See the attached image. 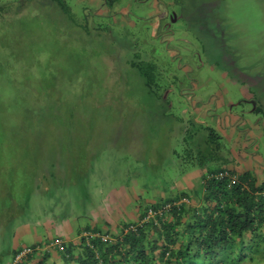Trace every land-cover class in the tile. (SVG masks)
Listing matches in <instances>:
<instances>
[{
    "label": "rangeland",
    "instance_id": "rangeland-1",
    "mask_svg": "<svg viewBox=\"0 0 264 264\" xmlns=\"http://www.w3.org/2000/svg\"><path fill=\"white\" fill-rule=\"evenodd\" d=\"M108 1L0 0V264L11 231L105 235L209 169L260 171L235 152L257 135L264 161V120L228 112L264 109V0Z\"/></svg>",
    "mask_w": 264,
    "mask_h": 264
},
{
    "label": "trees",
    "instance_id": "trees-1",
    "mask_svg": "<svg viewBox=\"0 0 264 264\" xmlns=\"http://www.w3.org/2000/svg\"><path fill=\"white\" fill-rule=\"evenodd\" d=\"M114 2L117 0L106 3L110 6ZM139 73L144 75V71ZM219 173L225 174L217 177ZM12 181L4 183L9 197H12ZM197 190L133 202L135 220L121 221L112 230L89 229L93 233L102 232L106 239H101L102 235L92 234L87 238L79 234L74 242L64 241L62 249L57 250L59 261L72 264H264V180L223 166L203 173ZM55 238L45 240L42 246L35 242L18 247L10 257L11 263L24 246L29 253L12 264L46 263L48 248H57ZM56 239L62 242L61 238Z\"/></svg>",
    "mask_w": 264,
    "mask_h": 264
},
{
    "label": "crops",
    "instance_id": "crops-1",
    "mask_svg": "<svg viewBox=\"0 0 264 264\" xmlns=\"http://www.w3.org/2000/svg\"><path fill=\"white\" fill-rule=\"evenodd\" d=\"M242 100L236 101V104L238 105L236 107V110L237 111H235L234 113H232L231 111L228 112L229 113V117L231 118V121L234 120V123L237 126H238V123L239 122H245V123L250 124V122H248L249 120H247L245 116L251 115L253 113V117L250 120H254L259 115V113H260V115H259V117H258L257 120H260L262 122L264 120V109L260 107L262 105L261 102L259 100H257L256 98H250L247 101L249 102L248 104H250L251 107L246 109V108H244V102H242ZM243 108L246 109V110H243ZM226 115H227V113H226ZM226 115H224L221 120H223ZM259 127L264 128V125L263 126H259ZM260 133L262 134V137L264 138V130L263 131H260ZM258 138L259 137L257 135H255V137L251 141L250 140L249 141H243L244 145L250 144V145H252L255 148L253 150V153H249L248 151L250 149H247V147H243V150L240 149V147H239L241 145L240 144V145H238L236 147L235 154H238L239 155V157L241 158L240 161H243V162L244 161L245 162H251L253 167L260 168V171L257 172V174L255 175V178L257 180H264V161H262L263 158H261L262 157V154L257 151V144H258V141L257 140H258ZM244 139H248L247 133L243 135V140ZM234 141L236 142L237 141V138L234 139ZM242 153H244V154H242ZM231 154H232V156H230L231 157V162H233L232 164L235 165V164H237V160L234 157V154L233 153H231ZM244 155L247 156V158H248L247 160L244 157ZM231 170L233 172H237L236 170L235 171L233 169H231ZM242 172H245V171H242ZM237 173H239V172H237ZM132 203H131V205H132ZM129 205H130V203H129ZM124 206H127V205H124ZM124 206H122V207H124ZM122 207H121V209H122ZM101 208L104 210L103 207H101ZM123 210H121V213L120 214L119 213H116L113 216L106 215L105 218H108L107 219L108 222H106L107 225L110 226L109 223H113V224H115V225L118 226V223L121 222V221H124V220L125 221H132V220H135L136 219L135 218L136 217L135 208H134V210H132V212L131 211L126 212V211H123ZM123 215L125 216V219L124 220H123V218H124ZM110 218H112V219H110ZM117 218L119 220L121 218V221H118ZM21 225L17 226V228L19 229L21 227ZM93 228H99V229H101V231H104V229L103 228H100V227H93ZM21 231H23V230L22 229H20L19 231H16L15 230L14 233L12 231L10 233V237H9L10 238V242L8 244L9 245V249H10V254H9L10 256L12 255V253L14 252V250H16L18 247L23 246V245H27L24 241H22V239H24L26 236L29 235L28 232H27L28 231V228H25V233H24L23 237L22 236H19V234H20ZM77 233H78V231H77ZM14 234H16V235H14ZM55 235L56 234H53L52 235V233L51 234H47V235H45L46 236L45 239H43V240H41V239L33 240V242L34 243L37 242L39 244L41 243V246H42V243L45 240H48V239L54 237ZM75 236H74V238H72V239H70L68 241H66L65 239H63L61 237H59V238H61V240L66 241V242H69V241L70 242H74L76 240V238L78 237V236H76V237ZM13 240H15V241H13ZM48 252H49V259L44 264H72L70 262L61 263L59 261V259H58V252H57V250L55 248L54 249L53 248H51V249L48 248Z\"/></svg>",
    "mask_w": 264,
    "mask_h": 264
},
{
    "label": "built area",
    "instance_id": "built-area-1",
    "mask_svg": "<svg viewBox=\"0 0 264 264\" xmlns=\"http://www.w3.org/2000/svg\"><path fill=\"white\" fill-rule=\"evenodd\" d=\"M225 173H219V174H217V177H220V176H222V175H224ZM233 179H231V181H232ZM151 212L148 210L147 211V214L149 215ZM84 235L83 236H85V237H87V238H89L92 234H90V233H87L86 231H84V233H83ZM101 239H106V236L105 235H102L101 236ZM54 241V244H56L57 245V247L59 248V249H61L62 248V244H61V242H60V240L59 239H54L53 240ZM51 245V244H50ZM29 251V249H27V248H23L22 250H20V252H18V254H16L15 255V257H14V259H13V261H17L19 258H20V256L21 255H23L24 253H26V252H28ZM29 253V252H28Z\"/></svg>",
    "mask_w": 264,
    "mask_h": 264
},
{
    "label": "clouds",
    "instance_id": "clouds-1",
    "mask_svg": "<svg viewBox=\"0 0 264 264\" xmlns=\"http://www.w3.org/2000/svg\"><path fill=\"white\" fill-rule=\"evenodd\" d=\"M83 232H84V231H83ZM52 238H53V237H52ZM56 238H57V237H56ZM61 241H62V242H61V244H62L64 241H63V240H61ZM62 245H63V244H62ZM62 245H61V246H62ZM53 246H54V245H53ZM24 247H27V246H24ZM24 247H23V248H24ZM61 249H62V248H61ZM61 249H59L58 247L56 248V250H61Z\"/></svg>",
    "mask_w": 264,
    "mask_h": 264
},
{
    "label": "flooded vegetation",
    "instance_id": "flooded-vegetation-1",
    "mask_svg": "<svg viewBox=\"0 0 264 264\" xmlns=\"http://www.w3.org/2000/svg\"><path fill=\"white\" fill-rule=\"evenodd\" d=\"M159 16H160V17H162V16H163V14H160ZM165 32H166V31H165Z\"/></svg>",
    "mask_w": 264,
    "mask_h": 264
}]
</instances>
